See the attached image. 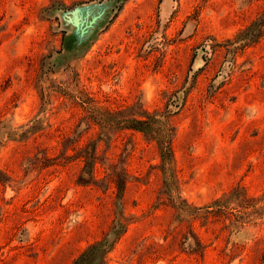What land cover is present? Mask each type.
<instances>
[{
  "label": "rangeland",
  "instance_id": "rangeland-1",
  "mask_svg": "<svg viewBox=\"0 0 264 264\" xmlns=\"http://www.w3.org/2000/svg\"><path fill=\"white\" fill-rule=\"evenodd\" d=\"M94 243L264 264V0H0V264Z\"/></svg>",
  "mask_w": 264,
  "mask_h": 264
},
{
  "label": "trees",
  "instance_id": "trees-1",
  "mask_svg": "<svg viewBox=\"0 0 264 264\" xmlns=\"http://www.w3.org/2000/svg\"><path fill=\"white\" fill-rule=\"evenodd\" d=\"M137 122L138 124H141V125H144L146 123L145 121H137ZM136 127H140V126H136ZM97 247H98L97 243L91 244L84 252L80 254L78 259L75 261V264H81L83 260H86V262L92 260L93 255H94L93 252Z\"/></svg>",
  "mask_w": 264,
  "mask_h": 264
}]
</instances>
